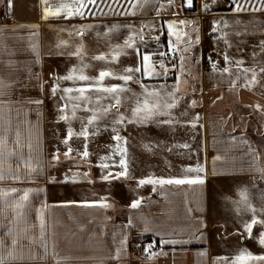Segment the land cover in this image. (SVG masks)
Returning <instances> with one entry per match:
<instances>
[{
    "label": "crops",
    "instance_id": "1",
    "mask_svg": "<svg viewBox=\"0 0 264 264\" xmlns=\"http://www.w3.org/2000/svg\"><path fill=\"white\" fill-rule=\"evenodd\" d=\"M101 1L82 8L83 17L69 18L61 12L44 19L46 8L55 12L65 4L74 11L75 0H48L47 4L42 0H11V7L8 0H0V14L8 16L7 22L0 24V136L7 137V147L0 159L5 176L0 180V190H18L9 195L7 205L0 202V240L4 241L0 256L4 257L5 264H264L262 260L247 258L248 254L264 256L263 246L254 238L255 224L251 234L242 238L246 245L241 246L234 237H224L223 222L218 218L219 199L225 187L244 184L247 193L257 195L260 200L264 196V187L260 185L264 162L249 129L264 126V72L261 71L264 68V3L255 0L258 2L255 9L243 12L235 9L239 0H215L214 3L209 0L198 10L192 8V3L189 7L188 0H172V3L150 0L153 6L148 14L138 7L134 12L99 15ZM205 4L209 5L207 9ZM196 12H200L201 18ZM176 20L189 22L184 30L179 29L181 36L189 39L186 38V43L184 39L179 40L180 46L186 45L187 55L169 41V22ZM151 21L159 24L157 36L148 34V27L153 25ZM104 23L122 25L108 38L106 46H127L125 41L131 37L136 53L141 51L142 55L147 48H176L177 61L173 64L175 67L171 66V76L163 77L171 87L177 84L181 57H185L182 84L194 83L189 73L195 65L202 76L205 74L202 63L207 58L215 59L219 70L214 72L212 83L206 84L203 80L198 91L196 87H188L191 91L185 93L194 114L186 127L192 131L189 135V147L195 151L192 161L174 162L172 155L168 157L156 148L169 144L158 143L156 138L150 144L154 148L152 154L140 152L131 156L130 133L144 130L145 126L129 123L126 110L123 115L127 113V116L118 127L122 139L111 147L110 154L115 155L108 161L107 175H113L89 186L75 177L66 178L63 160L58 161L54 170L47 166L45 75L49 74V64L45 63V46H80L83 38L92 46L90 38L96 33L91 28ZM210 24L213 38L209 40L206 35ZM130 27L135 30H129ZM195 35L197 42L191 46ZM152 38L159 39L160 43L150 45ZM237 61L243 63L237 64ZM224 68L229 71L224 72ZM193 94L200 99L199 106H192ZM126 124L134 127L127 128ZM126 147L129 156L123 155ZM9 151L14 155L9 156ZM122 158L126 161L127 175L117 176L123 171L119 163ZM25 161H30L36 171L30 172ZM197 165L203 168L202 172L185 171ZM13 175L20 178L13 179ZM180 178H200L203 183H138L146 179ZM25 191L29 199L23 202V208L11 207ZM134 201H139L136 208L131 207ZM18 211L23 216L17 215ZM253 217L236 216L234 221L228 220L227 227L230 232L238 233ZM144 238L157 240V254L149 259L143 256L147 248ZM10 250L23 258L12 260L8 256ZM242 255L245 259L237 260Z\"/></svg>",
    "mask_w": 264,
    "mask_h": 264
},
{
    "label": "rangeland",
    "instance_id": "2",
    "mask_svg": "<svg viewBox=\"0 0 264 264\" xmlns=\"http://www.w3.org/2000/svg\"><path fill=\"white\" fill-rule=\"evenodd\" d=\"M257 4L258 2H255V0H239L235 3V9L239 7L241 9L239 11L243 12L253 10ZM152 6L153 3L150 2V0H147V2H144V0H102L98 4V14L100 15L103 12L117 14V12L127 10L134 12L138 9V7L141 12L143 11L142 13L148 14L149 12H152ZM225 9L230 10L227 7ZM196 13L201 18L202 15L200 12ZM151 22L153 25L148 27V34L151 36H157L159 33V24L158 22ZM183 22L184 23H181L177 20L169 22V26L171 25V28L169 27V33L171 35L169 41H171L173 45L181 47L184 55H187V51H185L186 45L180 46L181 42H179L180 39H184L183 43H186L185 41L187 37L186 35L181 36L179 29L182 28L184 30V27L186 28L189 25V22L184 20ZM179 23L180 27L178 25ZM119 26L121 27L122 25L120 23H104L92 27L91 29L96 33L94 34L95 36L90 38L92 39V46L87 45L90 41L86 42L85 38L81 40L80 46H45V63L46 65L49 64V74L45 75V106L47 112L45 114V127L47 128L45 134L49 144V148L47 150V166L49 169L54 170L56 164L63 160V163L61 164L64 166V176L66 178L75 177L76 180L81 181L82 183H87L89 186H93L95 182L100 183L105 181L103 177L109 172L108 167L103 168L100 165H108V161L114 157L115 154H110V152L112 153L111 147L113 145H117L118 141L112 139V137L117 134L116 132H113L112 129L116 128L118 131V127L121 126V124H115L114 121L119 116L123 115L126 110L129 111L128 116L130 119L132 118V109L135 107L137 98L141 101L144 100V88H147L148 91H158L160 93L159 98H162L161 104H163L164 101L169 103L173 102V98L169 97L167 93L173 91L176 85L171 87V85L167 83L166 79L163 77L171 76V66H173V64L177 61V58L174 63L169 64L166 63L162 55H160L165 46L152 48L151 50L147 48L145 55H148L150 60L146 64H142V57L144 55H142L141 51H137V54L134 46H106L108 38H111L112 34L116 30L120 29ZM212 28V24L208 25L206 37L209 38V40L213 38ZM129 30L134 31L135 29L130 27ZM196 42L197 35H195L194 41L191 42V46H194ZM95 43H97V46ZM149 43H151L150 45H154L156 43H160V40L152 38ZM78 50L81 53L79 56L75 54ZM117 52L120 53V55L114 60L113 56ZM99 55H104L106 59H93V57ZM161 63H163L164 67L168 69L166 74H163L164 69L161 68ZM138 66L141 67V71L131 73L133 80L128 81L126 84L124 81L112 77H106L102 82V86L104 87L120 85L129 89V91L120 93L121 103L118 109L113 106L115 105V100L108 94L97 93L95 91L86 92V95L91 99L90 101L85 102L83 100L70 99V97H76L79 95L75 91L69 94H65L62 91L64 88L86 87L87 85L93 83V81L59 79L60 77L67 76L69 74L74 77H78L83 74L90 78H97L99 76V72L102 70L111 71L116 75H124L127 74L124 72L126 68H136ZM146 67L154 70L155 73L161 74H145ZM73 69L76 71H73ZM178 70L179 72L176 74V77L179 76L180 78L179 91L176 92L175 96V100L178 101V104L175 108L167 110L169 115H172L173 113L175 114L172 115V117L169 115L156 116L149 122L144 123V130H135L130 133L129 139L131 140V143L129 146V152L131 156L138 155L140 152V154L143 155L152 154L154 148L150 147L152 145L151 141H154V138H156L158 143H161L159 141H162L163 143L169 144L168 146L166 144L164 146L159 145L160 147L156 146V148H158L160 152H166L168 157H171L172 155L171 159L174 162H182L184 160L186 162L187 159L192 161L193 156L195 157V151L191 150L189 147V135L192 131H189L186 128L188 127L187 123L190 119H193L194 114L190 109L188 97L185 93L191 91L188 87H196V90L198 91L201 88V81L203 80H205L206 84L208 82L212 83L214 72H209L207 74V72L202 69V72L206 74L202 76L198 65H195V67L191 68L189 73V79L194 83L182 84L181 81L184 80V78L180 72V64H178ZM158 80H162L164 82L161 84ZM54 86H57L58 88L55 95L52 93V88ZM61 96H64L65 98L61 99ZM101 96L104 98L98 99V97ZM152 99H157V97H153ZM190 101H195V106L200 105V99L194 94L193 96H190ZM74 105H78V107H75L74 109ZM61 108L64 109L63 112L60 111ZM105 108L110 109L107 114L103 113V109ZM73 110H75L74 117ZM249 112H251V110ZM126 114L123 116L126 117ZM61 115H66L68 119L60 120L59 117ZM93 116L98 117V119L90 125L88 122ZM254 117L256 121L257 118L255 115ZM165 119H170L172 123L164 124L158 122ZM148 124H152V126H148ZM126 126L127 128L134 127L132 124H126ZM140 126H143V123H141ZM69 127H71L73 133L70 138L68 137ZM84 128H86L88 132L86 139L84 136L78 135ZM249 129L252 132L253 141L259 149L264 162V126H260L258 128L253 126L249 127ZM120 133L121 131L118 132L119 135ZM66 138L68 139L67 144L63 143ZM145 143L148 144L143 146ZM183 145H187V147H183ZM85 146L87 152L89 153L87 157L82 155L85 151ZM69 148H71L72 151L69 156H65L64 154ZM115 149L121 150V148L117 147ZM57 155L58 159H54V156ZM123 155L129 156L127 147L126 154ZM102 157H105L106 159L102 160ZM129 158L131 159L132 157ZM177 165L180 166L179 163H177ZM260 185L264 187V173ZM243 186L245 188H242ZM246 190L247 187L244 184H234L231 187L223 188L219 199V202L221 203V211L219 212L220 215L218 218L219 221L222 220L223 222L222 233L224 237H234L237 241H240L241 246L246 245V242H244L243 245L242 238H246L248 236V232L245 230V227L238 233L235 232L234 234L233 232H230L227 227L230 224L228 220L232 218L231 221H234L236 216L239 218L243 215H247L249 217L254 216L253 218L258 221H264V196H262V200H260V197H257V195L253 196L247 193L248 190L247 192ZM242 192L246 193V200L242 197ZM211 205L214 206V202L213 204L211 203ZM249 206L256 209L255 213L250 210ZM253 232H255L254 238L257 239L258 242L260 234L264 232V223L255 224Z\"/></svg>",
    "mask_w": 264,
    "mask_h": 264
},
{
    "label": "snow or ice",
    "instance_id": "3",
    "mask_svg": "<svg viewBox=\"0 0 264 264\" xmlns=\"http://www.w3.org/2000/svg\"><path fill=\"white\" fill-rule=\"evenodd\" d=\"M43 3L47 4L48 3V0H42ZM144 2H147V0H144ZM215 2V0H213V3ZM96 3V0H75V10H71L68 8L67 5L65 4H62L59 8L56 9L55 12H51L50 9L46 8L45 9V14H44V19H48V16L51 14V15H60L61 12H65L67 17H72L73 15H76V16H81L83 17L84 16V12L81 11L82 8L86 7L87 4H94ZM169 3H172V0H169ZM191 3H192V0H188V6L190 7L191 6ZM261 3H264V0H261ZM8 6L11 7V0H8ZM209 7V5L205 4L204 5V8L207 9ZM237 11L241 10L239 7L236 9ZM256 10H261V9H256ZM131 15H134L135 13H129ZM181 23H184L183 21H181ZM35 27V26H33ZM171 28V25L169 26ZM82 35V33H81ZM264 43V42H262ZM125 44L128 46V47H132L133 44L131 43V37L128 38V40L125 41ZM185 51H187V49H185ZM77 56H79L81 53L79 52V50L75 53ZM120 55V53H116L114 56H113V59L115 60L118 56ZM160 55H165L164 53H160ZM93 59L95 60H105L106 57L104 55H99V56H95L93 57ZM181 59V64H180V72L181 74H184L185 72V69H184V66H183V57L180 58ZM225 61L227 62L228 61V57L225 56L224 57ZM150 60V57L148 55H144L142 57V64H146L148 61ZM243 63L242 61H237V64H241ZM161 68L164 69V73L163 74H166L168 69L164 67L163 63H161ZM175 67V65L173 66ZM73 71H76L75 69H73ZM141 71V67H136V68H126L124 70L125 73L127 74H124V75H116L114 74L113 72L111 71H100L99 72V76L97 78H90L86 75H79L78 77H74L73 75L69 74L67 76H64V77H60L59 79H62V80H80V81H93V83L87 85L86 87H80V88H64L62 89V91L65 93V94H69V93H72L73 91L77 92L79 95H77L76 97H70V99H76V100H83L85 102H88L90 101V97L86 95V92H89V91H95L97 93H103V94H108L109 96H111L114 100H115V105H113L114 107H119L120 103H121V100H120V93L122 92H125V91H129V89L123 87V86H120V85H113L111 87H104L102 86V82L105 80L106 77H112V78H115V79H120L122 81L125 82V84L128 82V81H131L133 80V76L131 75V73L133 72H140ZM224 72H228L229 69L228 68H224L223 69ZM248 70L245 69V72H247ZM262 72H264V68L261 69ZM145 74H152V75H159L161 73H155L154 70L152 69H149V68H145ZM179 76L176 78L177 80V84L176 86L174 87L173 91L171 92H168L167 95L169 97H172L173 98V102L169 103L167 101H164L163 104H161V99L162 98H159L160 97V93L158 91H148L147 88H144L143 92H144V100L141 101L139 98H137L136 100V104H135V107L132 109V118L128 120L129 123H147L149 122L150 120H152L154 117L156 116H167L169 115L168 111L167 110H170L172 108H175L178 104V101L175 100V96H176V92L179 91ZM253 80H255V74H253ZM2 83V82H0ZM58 88L57 86H54L52 88V93L53 95L56 94ZM153 97H157V99H152ZM65 97L64 96H61V99H64ZM104 98L103 96L101 97H98V99H102ZM35 103H41V101H34ZM195 101L192 102V106H195ZM75 107H78V105H74L73 108L75 109ZM61 112L64 111L63 108L60 109ZM110 111L109 108H105L103 109V113L104 114H107L108 112ZM75 116V110H73V117ZM60 120H67L68 117L66 115H61L59 117ZM98 119V117L96 116H93L92 119L89 120V124H93V122ZM198 119V117H197ZM125 120V117L123 115L119 116L115 121L114 123L115 124H122ZM159 123H164V124H171L172 121L170 119H165L163 121H158ZM194 126V125H193ZM113 132H116L117 134L115 136L112 137V139L116 140V141H120L122 138L119 136L118 134V131L116 128H113L112 129ZM72 129L71 127H69L68 129V137L70 138L72 136ZM78 135H81V136H84L85 139L87 138L88 136V132H87V129L84 128ZM16 142L19 143V132H17L16 134ZM63 143L67 144L68 143V139L66 138ZM6 147H7V137L6 136H0V159L3 158V154H4V151L6 150ZM183 147H187V145H183ZM29 148H31V145H29ZM72 149L69 148L67 152H65V156H69V154L71 153ZM126 154V149L123 150ZM8 155L9 156H13L14 153L9 151L8 152ZM82 155L84 157H87L89 155V153L87 152L86 150V146H85V151L82 153ZM54 159H58V155L57 156H54ZM102 160L103 159H106L105 157H102L101 158ZM26 165L28 166L29 168V171L30 172H34L36 171L35 168H32L31 167V163L30 161H25ZM120 166L121 168L123 169L122 172L116 174L117 176H126L127 175V165H126V161L122 158L120 160ZM101 167L103 168H107L108 165L106 164H101L100 165ZM186 172H202L203 171V168L199 165H197L196 167H189L187 169H185ZM113 174L112 173H109L108 175L104 176L103 179L107 180L109 179L110 176H112ZM5 176H4V172H3V169L0 168V180L4 179ZM13 179H19V175H13L12 177ZM138 183L140 185H144V184H160V185H163V184H176V185H181V184H202L203 183V180L200 179V178H195V179H184V178H180V179H157V180H153V179H146V180H140L138 181ZM18 190L15 189V188H12L10 190H0V202H3L4 204L7 205L8 201H7V198L9 197V195L11 193H15L17 192ZM242 197L246 200L247 199V196H246V193L242 192L241 193ZM29 199V193L28 191H25L24 192V195L22 197H20V200L19 202L13 204V205H10L11 207H13L14 209H22L24 204L23 202H26L27 200ZM102 206H107V205H102ZM139 206V201H134L131 205V207L133 208H136ZM250 210L255 213L256 209L254 208H251V206H249ZM17 215L19 216H23V212L22 211H18L17 212ZM257 223H264V221H258L256 220L255 218H253L252 222L249 223V224H246L245 225V230L251 234L252 232V227L254 224H257ZM8 235L11 236L12 235V232H11V229H8ZM43 237V220L41 218V238ZM258 243L261 245V246H264V232H262L260 234V237H259V240H258ZM15 244H16V239L13 237L12 239V246H13V249L15 248ZM45 248H47V245L44 244L43 245ZM4 247V241L0 240V249H2ZM8 256L12 259V260H16V259H22L23 257H17L16 255H14V252L12 250L9 251L8 253ZM247 258L248 259H253V260H262L264 261V256H251V254H248L247 255ZM242 259H245V256H240L237 258V260H242ZM0 264H5V259L3 256H0Z\"/></svg>",
    "mask_w": 264,
    "mask_h": 264
},
{
    "label": "built area",
    "instance_id": "4",
    "mask_svg": "<svg viewBox=\"0 0 264 264\" xmlns=\"http://www.w3.org/2000/svg\"><path fill=\"white\" fill-rule=\"evenodd\" d=\"M208 1L209 0H192V8L194 10H198L200 5H202L203 3H207ZM7 19H8V16L6 13L0 14V24L7 22ZM162 53L165 54L162 56L165 62L170 64V63L175 62L178 52L176 48L167 47L162 50ZM202 69L207 73L216 72L219 70V66L217 65V62L215 59L207 58L202 63ZM145 244L147 245V248L143 254L145 259H149L157 254L158 248H157V240L155 238H150L149 240L145 242Z\"/></svg>",
    "mask_w": 264,
    "mask_h": 264
},
{
    "label": "trees",
    "instance_id": "5",
    "mask_svg": "<svg viewBox=\"0 0 264 264\" xmlns=\"http://www.w3.org/2000/svg\"><path fill=\"white\" fill-rule=\"evenodd\" d=\"M147 240H149V238H144L143 242L145 243Z\"/></svg>",
    "mask_w": 264,
    "mask_h": 264
}]
</instances>
